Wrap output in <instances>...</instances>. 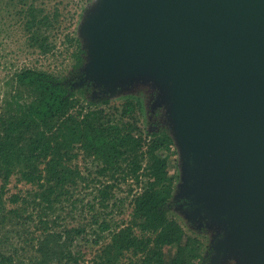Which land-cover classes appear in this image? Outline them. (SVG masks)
Here are the masks:
<instances>
[{"label": "water", "instance_id": "obj_1", "mask_svg": "<svg viewBox=\"0 0 264 264\" xmlns=\"http://www.w3.org/2000/svg\"><path fill=\"white\" fill-rule=\"evenodd\" d=\"M79 35L74 86L155 91L174 209L210 235L207 264H264V0H96Z\"/></svg>", "mask_w": 264, "mask_h": 264}, {"label": "trees", "instance_id": "obj_2", "mask_svg": "<svg viewBox=\"0 0 264 264\" xmlns=\"http://www.w3.org/2000/svg\"><path fill=\"white\" fill-rule=\"evenodd\" d=\"M41 1L11 2L16 15L23 16L29 48L46 56L55 49L50 32L58 22V10L50 12ZM76 43L70 54L76 82L23 68L12 79L10 100L0 105V264H77L78 244L87 240L88 226H96L94 245L104 234L109 236L95 254V264L208 263V233L189 228L174 209L178 158L168 129L159 124L157 130L143 133L136 119L128 118L136 109L143 113V95L148 98L155 91L139 87L138 98H126L119 118L108 113V97L90 99L91 82L74 86L84 77L85 63V50L79 39ZM81 155L100 163L97 178L114 183L117 176L142 180L139 191L131 195L128 221L112 228L106 215L94 212L95 206L108 208L113 199L123 203L114 196L115 185L95 180L91 183L97 184L98 202L86 204L89 225L57 224L63 203L73 199L78 182L86 181L77 164ZM13 176L29 188L10 192ZM30 230L37 235L29 238L30 246L25 245L27 238L21 240L27 256L31 252L23 258L17 243Z\"/></svg>", "mask_w": 264, "mask_h": 264}, {"label": "rangeland", "instance_id": "obj_3", "mask_svg": "<svg viewBox=\"0 0 264 264\" xmlns=\"http://www.w3.org/2000/svg\"><path fill=\"white\" fill-rule=\"evenodd\" d=\"M12 0H0V105L6 100H10L9 92L12 90L11 85H13V77L15 73L23 68L32 70H41L51 73L55 76L64 78L66 80H75L76 70L74 68V61L70 54L76 49L77 43L76 39H79L80 45L83 48V42L79 35L80 26L83 22L84 16L88 11H90L95 4L96 0H42L47 10L53 12L58 10V22L55 23L53 30L50 34L52 35L53 42L55 44V49L53 53L49 55H41L39 51L33 48H29L28 34L25 32V27L23 26L22 18L23 16L16 15L17 8ZM77 79L74 81L76 82ZM73 82V83H74ZM75 84V83H74ZM82 86V85H77ZM76 87V86H75ZM139 88V87H138ZM137 88L130 89L119 93L117 96L109 99V104L105 106L107 112L115 113L119 118L123 111V106L125 104L126 98L133 97L135 99L137 96ZM154 91V90H151ZM97 91H91L90 99L97 100ZM14 94V93H12ZM139 95V94H138ZM141 96L143 99V113L136 109L133 116H129V119H136V126L143 130V133L153 132L157 130L159 124H164L163 113L158 108H152L151 103L155 95ZM80 98V95H76ZM138 98V97H137ZM26 100L25 97H23ZM135 102V101H134ZM82 103L86 105L87 101L82 100ZM115 109V110H113ZM111 110V111H110ZM113 110V111H112ZM158 118L160 120H158ZM127 119V118H126ZM124 121H127V120ZM148 130V131H146ZM172 149L176 150L173 143ZM178 158V155H177ZM144 161V160H143ZM145 162V161H144ZM143 162V167L145 163ZM77 164L83 171V175L86 181L78 182L79 188L77 193L74 194L73 199L71 198L69 202H64L62 208L60 209V218L57 220L58 225H89V215L91 212L88 211L89 205L87 203L98 202L94 197L95 194L94 187L96 183L91 181H100L110 183V185H115L114 196L116 199H122L123 203H118L110 200L108 208H103L95 206L94 212L102 213L106 215V219H110V225L114 228L115 224H122L129 219V214L131 211L130 200L131 195L138 192L141 188V181L136 183V181L131 177H126V180H120L118 182H112V180L105 179L104 177L96 176V171L100 163L93 161L92 158L83 159L82 155L79 156ZM124 166V165H123ZM178 181H179V169H178ZM177 181V183H178ZM176 183V185H177ZM87 185V186H86ZM29 187L24 183L18 181L17 176H13L9 189L12 193H18L27 190ZM132 191L131 194L128 191ZM175 193V192H174ZM116 203V204H114ZM35 217V214L33 215ZM53 218V217H51ZM182 218V217H181ZM185 222V220L182 218ZM96 226L87 228V240L80 242L77 251L81 256V260L77 264H95V254L98 252L100 245H102L106 239H108V234H104V239L100 240L99 245H94L96 233L93 232ZM60 229V228H59ZM37 235L36 231L30 230L28 234H25L17 243V247L20 249V257H29L31 252L27 256V247L30 246L29 238L31 236ZM208 239V244L210 242V235H205ZM27 238V243L25 248L21 240ZM16 245V242H12ZM232 264V263H228Z\"/></svg>", "mask_w": 264, "mask_h": 264}, {"label": "flooded vegetation", "instance_id": "obj_4", "mask_svg": "<svg viewBox=\"0 0 264 264\" xmlns=\"http://www.w3.org/2000/svg\"><path fill=\"white\" fill-rule=\"evenodd\" d=\"M89 83H90V82H86L85 84L88 85ZM82 86H83V85H82ZM90 87H91V86H90ZM91 90H92V91H93V90H94V91H97V89H94L93 87H91ZM96 97L99 98V97H102V95H98V96H96ZM209 255H210V250H209V252H208V259H209ZM206 264H207V263H206Z\"/></svg>", "mask_w": 264, "mask_h": 264}]
</instances>
